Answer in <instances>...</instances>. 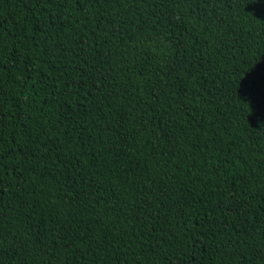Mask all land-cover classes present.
Listing matches in <instances>:
<instances>
[{
	"label": "trees",
	"instance_id": "obj_1",
	"mask_svg": "<svg viewBox=\"0 0 264 264\" xmlns=\"http://www.w3.org/2000/svg\"><path fill=\"white\" fill-rule=\"evenodd\" d=\"M0 264H264V0H0Z\"/></svg>",
	"mask_w": 264,
	"mask_h": 264
}]
</instances>
